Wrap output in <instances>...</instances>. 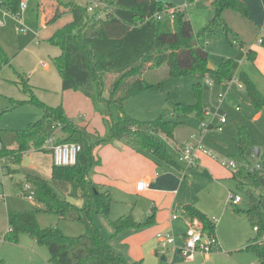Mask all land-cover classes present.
<instances>
[{"label": "trees", "instance_id": "trees-1", "mask_svg": "<svg viewBox=\"0 0 264 264\" xmlns=\"http://www.w3.org/2000/svg\"><path fill=\"white\" fill-rule=\"evenodd\" d=\"M91 1L64 4L63 10L57 9L48 24L56 23L65 13H70L72 20L56 30L46 42L61 50L53 63L62 79L63 90L80 92L92 101L96 112L104 118L106 134L101 136L81 127L67 115L62 105L53 107L42 102L25 77H21L19 84L30 98L14 104L37 106L43 111V117L23 130L0 129V158L10 159L6 172L10 176L18 173L29 150L45 151L44 146L53 136L58 138V143L81 146L75 165L52 167V180L67 183L70 186L67 196L79 204L61 195L48 179L28 175L17 185L25 197L23 188L26 184L30 185L33 199L38 202L41 211L55 214L60 220L80 223L85 233L71 237L55 227L42 229L35 212H14L8 215L10 231L6 239L16 243L20 234H29L38 245L49 249V264H143L142 261L131 263L116 251L94 221L99 215L109 219L114 203L111 191L105 190L90 177L100 164L95 151L113 141H124L138 152L151 154L161 162L178 167V162L168 152L167 140L175 139V132L182 124L178 118L195 113L199 120L203 119L201 86L195 87L196 103L175 105L171 118L165 111L155 120L141 121L128 115L126 106L132 98L163 85L165 81L147 80L149 72L168 67L166 81L210 73L209 52L202 40L214 34L218 26L225 29L232 45L244 48V42L228 26L223 14L232 10L247 17L249 9L243 0H213V20L195 33L186 9H176L173 19L156 18L167 8L174 7L172 4L159 0H100L105 8L90 13ZM0 2L12 14L20 12L21 0ZM255 58L256 53L248 50L247 60L254 61ZM233 63L232 59H225L214 71L219 83L232 79ZM7 65L12 66V62L0 42V72ZM239 80L249 95L251 107L256 115L259 114L264 110V92L245 71L240 72ZM7 138L15 142L17 149L6 146ZM237 145L243 156L253 152L246 127L240 128ZM260 156V169L242 165L232 172L237 188H247L250 196L248 210H242L235 204L233 207L237 214L247 217L253 229H258L257 237L249 240L243 251L255 253L259 263L264 264V153ZM185 211L190 217L198 218L206 232L216 233L214 221L197 208L187 206ZM154 224V211L142 222H138L132 214L121 216L110 222L112 239ZM0 264L11 263L0 257Z\"/></svg>", "mask_w": 264, "mask_h": 264}, {"label": "rangeland", "instance_id": "rangeland-1", "mask_svg": "<svg viewBox=\"0 0 264 264\" xmlns=\"http://www.w3.org/2000/svg\"><path fill=\"white\" fill-rule=\"evenodd\" d=\"M64 1L77 2V0ZM99 1L92 0L90 2L95 7V12L104 8V5ZM160 1L165 4H172L176 9H186L192 20L195 33L200 32L214 18L211 0ZM79 2L81 4L87 3L84 0H79ZM2 15V12H0L1 17ZM23 18L26 27L30 30L28 35L17 32L16 29L19 24L12 18L5 20V26L0 27V42L3 43L2 46L12 62V66H4L0 72V129L7 131L26 129L30 124L36 123L43 117V111L37 106L30 104L15 106V102L30 98L19 84L21 77L28 80L34 94L47 105L55 107L57 105L51 104L62 100V95L59 92H53L56 85L61 84V77L53 63V59L58 55L60 49L51 46L42 39L39 41V38L36 37V32L44 33L45 30L42 18L38 17L35 1L30 2ZM228 25L233 29L229 23ZM244 41V48L240 49L232 45L225 29L218 26L215 33L209 35L206 42L203 43L210 55V65L215 70H211L210 73L204 76L191 74L168 81H166L168 67L149 72L146 75L147 80L165 82L157 90L146 91L132 98L126 106V113L141 121H151L167 111L168 118H171L175 105L188 106L196 103L195 87L200 85L202 88V105L205 112L203 119L199 120L196 114L195 116L187 114L178 118L182 124L176 130V141L180 145H184L194 137L193 143H201L205 147L209 152V155H207L215 162V169L221 175H229L234 171L230 167H226L224 162H235L238 168L242 165L260 163L259 157L253 155V152L255 149H259L264 153V110L259 112L261 120L256 121V111L251 107L249 95L243 83L239 80L240 72L248 69L251 65L246 55L249 42ZM258 45L264 47V44ZM225 59H232L234 62L231 74L233 80L219 83L214 71L221 66ZM42 62L50 66V71L43 69ZM208 81L214 85L208 84ZM239 85H243V88ZM258 86L264 91L263 86ZM131 113L133 114L131 115ZM114 114L116 115L115 112ZM223 118L226 122L222 125ZM76 122L81 127L87 125L86 121L80 118L76 119ZM202 125L212 126V129L204 132ZM221 125L222 131H219ZM241 127L247 128L253 145V152H250L248 156H243L238 150L237 142ZM167 141L170 156L173 160L178 161L179 153L176 150L174 141ZM52 163L51 153L32 149L24 156L18 173L12 176L0 173V196L3 197L0 200V257L11 264H49L50 252L46 246L38 245L27 233L20 234L16 243L6 239L10 231L8 221L10 213L35 212L42 229L55 227L67 236L78 237L85 233L82 224L60 220L55 214L41 211L38 202L33 198L23 196L22 189L17 185V183L24 181L28 175H35L48 179L61 195L79 204L78 201L67 196L68 191H70V186L67 183L52 180ZM183 168L186 173L197 170L196 166L187 168L184 165ZM92 174L93 172L90 175L91 179ZM207 184L208 177L203 174L197 176L195 185L199 193L209 199L208 207L212 215L209 218L216 224V236L221 249L206 257L198 256L196 264H260L255 253L243 251L246 242L249 239L256 238L257 233L245 215L237 214L234 211L230 192V190H233L241 198L242 202L238 207L242 210H248L250 206L248 189L237 188L236 183L230 179L223 181V184L227 185V199L225 198L224 208H219L218 204L221 201L223 202L224 193L218 188H205ZM113 200L112 214L113 209L124 206L121 200L119 201L115 197H113ZM132 201L134 202L129 206L130 211L133 210L135 218L143 219L149 204L139 197H135ZM215 203L216 205L213 206L212 204ZM112 214H110L109 219L103 215L96 216L94 219L96 225L108 240H111L113 235L110 222L122 215H127L120 214L117 218H114L115 215ZM175 214L182 218L186 217L184 213L177 212ZM158 233L156 234V248L159 250L157 260L158 264H161L163 262L162 257L167 256V253L158 244ZM153 245L152 243L151 246L153 247Z\"/></svg>", "mask_w": 264, "mask_h": 264}, {"label": "crops", "instance_id": "crops-1", "mask_svg": "<svg viewBox=\"0 0 264 264\" xmlns=\"http://www.w3.org/2000/svg\"><path fill=\"white\" fill-rule=\"evenodd\" d=\"M32 1H35L37 4V14L38 17L42 18L45 30L44 33H40L39 31L36 32L40 34V37L36 36L39 38V41L41 39L46 41L56 30L72 20L71 14L65 13L56 23L48 24L57 9L60 8L63 10L64 4H81L79 0H77V2H65L64 0H30L29 4ZM212 2L213 0L211 1V5ZM243 2L249 9V15L247 17L232 10L225 11L223 17L226 23L228 22L233 27V29L230 28L241 41L244 43V40L249 42L248 50H252L256 53L255 60L249 61L251 62L250 67L242 71H245L258 85L264 87V47L258 45L261 28L264 26V0H243ZM0 8H3L1 2ZM104 8H102V10ZM212 9L215 15L213 5ZM204 42H206V40H202V44ZM60 54L61 50L55 57H58ZM41 66L44 70L50 71V66L47 63L42 62ZM53 90H55L53 92H59V94L62 95V100L56 101L51 105L59 106L60 104L65 108V111L70 118L74 120L79 118L85 120L87 125L84 127H86L89 132L98 133L101 136L106 134L104 118L101 114L96 112L95 107L89 98L80 92L64 91L62 87V79L61 84L56 85ZM132 114L133 113H131V115ZM190 115L195 116V113H190ZM255 120L260 121L261 116L259 114L255 115ZM58 137H61L60 134ZM172 141H174L177 150L180 143L176 141V137ZM5 144L9 149H17V145L10 138L5 140ZM197 155V170H193L191 173H186L183 168L184 165L180 164L179 161H176L178 162V167H173L159 161L151 154L138 152L124 141H113L96 149L95 156L100 160V164L95 167L92 174V180L101 185L105 190L111 191L113 197L117 198L119 201L121 200L124 205L122 208L118 206L116 209H113V214L111 211V214L113 216L115 215L114 218H117L120 214L134 215L133 210L130 211L129 206L134 202L132 200H134L135 197L142 198L145 203L149 204L147 207L148 210L144 213V218L141 220L136 218L138 222H142L151 212L154 211L155 213V224L153 226L139 231H130L124 233L120 237L110 240L112 247L116 251L122 253L129 262L135 263L142 261L143 264H158L157 259L159 257V250L156 248V234L158 232H172L176 237L177 245L181 247L183 245L184 235L188 229L187 221L192 218L185 211L187 206H194L206 216H212L208 207L209 199L202 196L195 185L197 176L199 177L203 174L208 177V184L205 188L214 187L221 189L224 193V200L218 204V207L224 208V202L227 199V185L223 184V181L228 179L233 181V173L231 172L229 175H221L215 169L216 164L211 160L212 158L210 156L203 152H198ZM260 155H263L261 150ZM142 180H147L149 185L145 192L139 193L137 191V184ZM230 192L237 195L233 190H230ZM212 205L215 206L216 203ZM177 212L184 213V216L186 215V217H179L175 214ZM173 215H176L178 218L173 220ZM97 224L99 223L97 222ZM249 240L246 242L245 246ZM152 243L154 244L153 247L151 246ZM179 248L175 251L168 252L166 256L167 262L164 263L189 264L185 262L180 255ZM198 256L206 257L207 255L198 254L194 264L197 263Z\"/></svg>", "mask_w": 264, "mask_h": 264}, {"label": "built area", "instance_id": "built-area-1", "mask_svg": "<svg viewBox=\"0 0 264 264\" xmlns=\"http://www.w3.org/2000/svg\"><path fill=\"white\" fill-rule=\"evenodd\" d=\"M30 0H21L20 3V12L18 14H12L11 12L5 10L4 8H0L2 12V17L0 16V27L5 26L8 18H12L16 21L19 26L17 27V32L22 35H28L30 30L26 27L23 15L28 10ZM193 1V0H191ZM212 1V0H211ZM89 12L94 13L95 7L93 5L89 6ZM107 13L103 12L105 15ZM176 14V8L171 7L167 8L163 13L158 14L156 18L158 20H163L165 18L173 19ZM37 37H40L39 33H35ZM259 44L264 43V26L261 28L260 36L258 39ZM233 79L230 80V82ZM208 84L214 85L213 83L208 81ZM243 88V85H239ZM225 118L222 119V125L225 123ZM222 125L219 127V131H222ZM212 126L202 125V130L207 132L211 130ZM194 138V137H193ZM187 142L184 145H180L177 147L179 156L178 161L180 164L185 165L187 168L195 167L198 164V152H203L209 155V152L205 149V147L201 143H193V139ZM45 151H49L52 155L53 165L58 167H66L73 166L77 163V158L82 148L79 144L76 143H58V139L56 136L51 137L46 145L44 146ZM255 155V154H253ZM256 156V155H255ZM10 159L0 158V173L6 174L7 167L10 164ZM226 167H230L232 170H237L238 166L235 162H224ZM253 169H260L261 164L258 163L256 165H247ZM149 182L147 180H142L137 184V191L139 193H143L148 189ZM23 191L29 198L34 197V192L32 187L26 184L23 188ZM232 194V193H231ZM3 197L0 196V200ZM232 204L239 205L241 203V198L237 195L232 194ZM173 220H176L178 217L173 215ZM215 223V222H214ZM256 232L257 228L254 229ZM157 240L160 248L168 253L170 251H175L179 247L177 245V240L174 234L170 231L161 232L157 235ZM221 249L216 233H208L204 229L203 223L198 218H190L188 220V229L183 238V245L179 248L180 255L185 260V262L189 264H194L196 261V257L198 254L209 255L216 250Z\"/></svg>", "mask_w": 264, "mask_h": 264}, {"label": "water", "instance_id": "water-1", "mask_svg": "<svg viewBox=\"0 0 264 264\" xmlns=\"http://www.w3.org/2000/svg\"><path fill=\"white\" fill-rule=\"evenodd\" d=\"M209 69H210V70H215V68H214L213 66H211V65L209 66ZM254 154H255L257 157H260V150H259V149H255V150H254ZM162 261H163V262H167V257H166V256H163V257H162Z\"/></svg>", "mask_w": 264, "mask_h": 264}]
</instances>
